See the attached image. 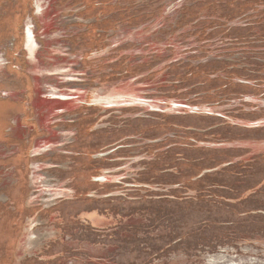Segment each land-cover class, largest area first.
<instances>
[{"label":"rangeland","instance_id":"obj_1","mask_svg":"<svg viewBox=\"0 0 264 264\" xmlns=\"http://www.w3.org/2000/svg\"><path fill=\"white\" fill-rule=\"evenodd\" d=\"M222 150L264 156V0H0V264H264L263 171L186 187Z\"/></svg>","mask_w":264,"mask_h":264},{"label":"trees","instance_id":"obj_2","mask_svg":"<svg viewBox=\"0 0 264 264\" xmlns=\"http://www.w3.org/2000/svg\"><path fill=\"white\" fill-rule=\"evenodd\" d=\"M236 128H237V126H236ZM222 151H225V152L216 153V155H215V153L214 154H207V155H204L202 159L200 158L199 160H197L196 161L197 163L194 165L196 167L190 173L191 176L189 175V177L194 176V174H196L197 171L201 172V171H204V170L205 171L206 170H210V168H208L205 165H214V164L223 165L222 163H225V164H227V166L224 167L222 170H219V171H216V172L214 171L215 173L208 172V173H206L205 175H202V176L199 173L198 174L199 177H197L198 180L192 181V179H191V180H187L185 182L186 183V187L189 186V187L193 188V190H195L197 192V197L198 198L205 199L207 190L204 189V187H206L207 185L212 186V187L221 186V188H224L223 190L220 189V191H219V190H217V188H215L216 190L213 191V189H214L213 188L212 190H210V192L212 194L208 195L207 197L211 198L212 200H214V202L223 203L225 205L227 204L225 202L226 199H232V198L231 197L226 198L224 195H222V194H224L223 191H225V193H227V194H229L230 192H234L235 191L236 193H238V195H236V197H237L236 201L239 200V202H236L233 206L226 205L227 207H225V209L230 211L232 216L236 215L237 213L242 214L241 212L238 211V209L240 208L238 205L242 204L243 200L244 201L246 200V198H243L244 194L241 195L242 193L238 192V189L234 188L235 186H229V184H230L229 182L230 181L225 180L224 179L225 176L221 177L220 175H222V174L230 175V174H233L235 170L236 171L245 170V169H242L243 168L242 165H245V166L249 167L248 170H245V173H248L249 171H252V169L255 168V167H256L255 170H257V171L260 170V171L264 172V168L262 169V165L264 166V163L260 164L261 162H264V156L263 155H257L255 157L251 158L250 162L241 161L239 163H231L232 158L234 157V155L231 153V151H228V150H222ZM186 158L187 157H185V159ZM246 164H248V165H246ZM26 165H27V167L29 166L28 164H26ZM217 167L218 166H215L214 168H217ZM175 168L179 170V164L177 165L176 162L175 163L172 162L171 166L168 169H175ZM211 169H213V168H211ZM179 173H180V176L189 174V173L184 174L183 171H181V172L179 171ZM238 173H240V172H238ZM249 175L250 176H254L256 174H255V172H252V173H249ZM27 180H26V188H27V185H28V181ZM261 180L262 179L256 180L254 182V184H253V187L251 189H256V191H259V192L262 191V190H259V189L264 187V184H263L264 180L262 182H261ZM259 183H262V184H259ZM259 185H260V187H259ZM248 186H250V185H248ZM225 189H228L229 192H226ZM27 191H28V189H27ZM27 191H26L25 198L27 197ZM208 193H209V191H208ZM230 195H231V193H230ZM227 196H229V195H227ZM249 198H251V197L250 196L247 197V199H249ZM228 207H232V209H229ZM25 214H27V212H25ZM252 215L253 214L249 213V214L245 215L244 217H246V220H248L249 216H252Z\"/></svg>","mask_w":264,"mask_h":264},{"label":"flooded vegetation","instance_id":"obj_3","mask_svg":"<svg viewBox=\"0 0 264 264\" xmlns=\"http://www.w3.org/2000/svg\"><path fill=\"white\" fill-rule=\"evenodd\" d=\"M28 35L31 37L32 36V31L29 29L28 30Z\"/></svg>","mask_w":264,"mask_h":264},{"label":"water","instance_id":"obj_4","mask_svg":"<svg viewBox=\"0 0 264 264\" xmlns=\"http://www.w3.org/2000/svg\"><path fill=\"white\" fill-rule=\"evenodd\" d=\"M207 172H211V171H207ZM207 172H205V173H207Z\"/></svg>","mask_w":264,"mask_h":264}]
</instances>
